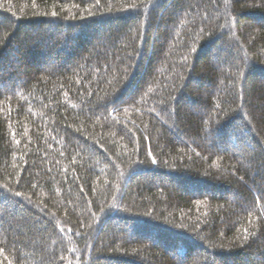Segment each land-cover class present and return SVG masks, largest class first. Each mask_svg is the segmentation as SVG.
Masks as SVG:
<instances>
[{
    "label": "trees",
    "instance_id": "trees-1",
    "mask_svg": "<svg viewBox=\"0 0 264 264\" xmlns=\"http://www.w3.org/2000/svg\"><path fill=\"white\" fill-rule=\"evenodd\" d=\"M0 264H264V0H0Z\"/></svg>",
    "mask_w": 264,
    "mask_h": 264
},
{
    "label": "snow or ice",
    "instance_id": "snow-or-ice-1",
    "mask_svg": "<svg viewBox=\"0 0 264 264\" xmlns=\"http://www.w3.org/2000/svg\"><path fill=\"white\" fill-rule=\"evenodd\" d=\"M91 14V13H90ZM52 15L53 16H56L57 15V13L55 12V11H53L52 12ZM153 163H155L156 161H155V158H153V161H152ZM16 195H21V193H16ZM245 233H247V229H245Z\"/></svg>",
    "mask_w": 264,
    "mask_h": 264
},
{
    "label": "bare ground",
    "instance_id": "bare-ground-1",
    "mask_svg": "<svg viewBox=\"0 0 264 264\" xmlns=\"http://www.w3.org/2000/svg\"><path fill=\"white\" fill-rule=\"evenodd\" d=\"M66 237V236H65Z\"/></svg>",
    "mask_w": 264,
    "mask_h": 264
}]
</instances>
